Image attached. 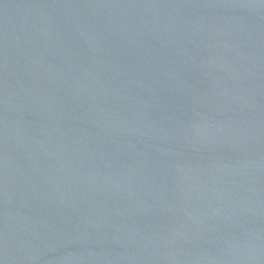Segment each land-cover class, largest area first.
<instances>
[{
  "label": "water",
  "instance_id": "water-1",
  "mask_svg": "<svg viewBox=\"0 0 264 264\" xmlns=\"http://www.w3.org/2000/svg\"><path fill=\"white\" fill-rule=\"evenodd\" d=\"M0 264H264V0H0Z\"/></svg>",
  "mask_w": 264,
  "mask_h": 264
}]
</instances>
